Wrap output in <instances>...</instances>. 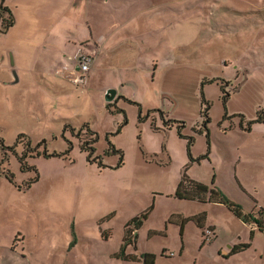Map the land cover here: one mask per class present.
I'll list each match as a JSON object with an SVG mask.
<instances>
[{"label":"rangeland","instance_id":"rangeland-1","mask_svg":"<svg viewBox=\"0 0 264 264\" xmlns=\"http://www.w3.org/2000/svg\"><path fill=\"white\" fill-rule=\"evenodd\" d=\"M82 7L93 27L103 21L113 28L132 16V9H140L124 26L135 29L137 45L123 47L110 65L96 62L88 84L80 87L50 63L59 58V48L42 50L27 43L17 62L15 89H0V264H103L106 253L120 251L125 224L134 217L142 220L133 236L137 249L155 254V264H264L258 260L259 254L264 257L262 232L255 230L251 241L249 228L223 205L173 197L185 171L208 187L213 181L243 210L264 201V168L255 171L257 163L238 153L243 142L261 138L259 130L254 126L255 136L247 137L239 130V117L223 118H252L264 105V0H88ZM17 9L24 21L25 11ZM81 26L87 33L85 19ZM10 42V35H0V51ZM80 48L74 57L77 68L81 56H95ZM62 60L67 75L74 62ZM104 88L122 94L106 101L124 111L126 123L119 133L114 131L123 115L105 108ZM153 109L163 111L165 120L182 121V136ZM201 110H207L209 134L197 131ZM83 122L98 133L94 157L100 167L87 161L70 132L74 128L84 138ZM185 136L193 139L189 150ZM106 139L122 157L104 156ZM38 144L48 154L71 149L66 155L35 157L31 152ZM19 156L38 173L29 187L25 182L34 172L19 168ZM200 211L206 225L215 226V237L202 238L191 222L180 236L177 216ZM237 233L252 245L222 260L218 249ZM180 239L186 240L182 255L176 252ZM163 248L173 254L161 256Z\"/></svg>","mask_w":264,"mask_h":264},{"label":"crops","instance_id":"crops-1","mask_svg":"<svg viewBox=\"0 0 264 264\" xmlns=\"http://www.w3.org/2000/svg\"><path fill=\"white\" fill-rule=\"evenodd\" d=\"M87 1L88 0H0V9L1 6H3L10 11V16L4 17L5 20L7 19L6 20L7 22L5 23L3 22V24H1L0 21V24L2 26L0 27V35L8 34L10 35V40L12 41L10 43L4 44V48H2V52L0 51V87H1L0 89L2 92L7 91L8 89L14 90L15 83L19 82L20 75L18 72L19 70L16 68L17 62H19V65L22 62V52L24 50L25 51L28 50L27 47L28 42L29 44H31V46L33 45V47L36 44V47L39 46L37 48H40L42 50L46 48L47 50L53 51L55 50V48H59L58 52L57 50H55V52L58 53L59 58L50 59V63L51 61H54L57 67H61L60 73H62L63 76L65 77L67 76V79L72 84H75L76 86H80V87H83L88 84L90 74H93L92 70L94 69V65L96 62H98L99 65L100 62L102 64L108 62V65H110L111 58L116 57L119 51H123V47L129 48L130 46L132 48L133 46L137 45L136 37L134 36L135 29L133 30L126 29L124 26L130 23L137 16L136 14L140 9H132L133 12L130 11L132 16H130L129 18H122V23L119 26V28H113L110 25L104 26L103 24L106 23H104L103 21L96 23V25L99 26L95 25V27H93V25H91L87 20L86 13L83 12L82 6ZM103 1L107 2L108 0H103ZM35 2L38 3L34 5ZM17 7H18L17 10L20 9L22 10V12L25 11L23 14V17L25 18L24 21H20L19 18H17V13H15L14 10ZM32 18H34L35 20L37 19L42 20L41 24L37 25L32 21ZM48 19H52V22L50 21L48 22L47 21ZM81 19L83 20L85 19V25L87 26V33L84 32V29L82 27L83 25L81 26ZM95 19L103 20L104 18L103 16H96ZM17 20H19V23ZM104 30H106L107 32L105 34H102ZM16 36H18V38ZM83 42H85V44L82 45ZM81 46L84 47L86 52H88V50H91L90 53L94 52L95 56L90 66V69L84 75L85 82L80 83V82H76L75 78L82 75L83 73L80 72L79 69L77 68L74 57L77 53L81 51L80 48ZM64 57L67 58L68 61L72 60L75 66L73 67L72 71L68 72L67 75H66L67 69H64L65 67H62L63 66L62 58ZM24 70H25V66L24 68H20V71H24ZM111 90H113V92H110ZM118 94L122 95L115 88L114 89L104 88V97H105L104 106L106 105L105 103H107L106 101L110 99H114L116 96H118ZM84 123H87L89 125L88 122H83V124ZM254 126H256L257 129L259 130L258 137L261 138H256L255 140L249 142L248 144H246V142H243V144H240V146L238 147V153L240 157L247 155V157H250L253 160V162H256L257 168L254 169L255 171H257L260 168H264V125L254 124L250 130L241 129V127L238 125V127L240 128L239 130L241 132L247 133V137L255 136V132H254L255 128H253ZM229 131H224V133ZM207 149L208 152L206 153L205 156L206 158H210V154H211L210 144ZM233 172L236 174V170L234 168H233ZM253 189L256 190L257 186H253ZM178 200H182V199H178ZM201 204L214 205L217 203L205 202ZM263 204L264 201L260 204L257 201H255L251 208H247L245 210H243L241 205L239 204H235V205H238L240 207L241 213L248 215L249 213L258 212L259 208ZM217 205H223V204L218 203ZM200 212L203 213V211ZM196 214H199V212L188 216H182V215L181 216L190 217ZM237 220L240 221L239 223L242 222V225L244 224L246 225V227L249 228L248 235L251 241L254 239L253 234L255 230L262 232L255 225L252 224L253 223L252 221L245 223L241 218H237ZM189 222H191L192 225H195L200 230L198 231V233L200 234V236L202 235V238L204 234L203 232L206 228L210 229L213 232V236L215 237L214 235L215 226L211 224L206 225V215L203 223H201L202 227L197 226L192 221ZM178 224L179 222H177V225ZM185 227L186 224L183 225L182 235L184 234ZM262 233L264 235V232ZM236 235L237 237L233 235L232 238L227 240L226 246L224 247L221 246L218 249V256L222 260L226 261L231 256L239 254L241 251H244L245 249L249 248L252 245L250 239H249L250 243H245L246 241L243 239L240 233H237ZM200 236L198 237L196 245L199 244V241H202ZM135 242L136 240L133 242V244H128L124 247V255L127 254L130 256H135L136 260L128 259V257L122 258L119 251L118 252L113 251L111 253L109 252L106 253L103 264H129V263L141 264L138 257H141V255L145 253V251L143 252L139 251L137 249ZM185 243H186L185 239H180L179 246L176 248V252L178 255H182L184 253L185 245H186ZM244 245L246 247L242 248L241 246ZM162 250H164V253L161 256H166L167 254L168 255L173 254V252L167 253V250L165 248H163ZM259 256L260 257L258 260L263 261L264 257L262 256V254L261 255L259 254ZM154 263H155V259H154Z\"/></svg>","mask_w":264,"mask_h":264},{"label":"trees","instance_id":"trees-1","mask_svg":"<svg viewBox=\"0 0 264 264\" xmlns=\"http://www.w3.org/2000/svg\"><path fill=\"white\" fill-rule=\"evenodd\" d=\"M5 12H7L8 16H10V11L7 8L1 6L0 21H2L4 23L7 22L6 21L7 19L5 20V18L3 17V14ZM8 23H9V21H8ZM209 81H212V80H209ZM110 92H113V90H111ZM200 95H201V103L200 104L203 105V103L206 102V100L203 97V93H200ZM120 97H122V96H120ZM122 98L125 99V97H122ZM136 105L138 106V109L140 110V104H136ZM110 107H111L110 103H106L105 108H107L110 113L120 112L123 115L122 124L120 126H117L116 130L114 131L115 133H119L120 128L126 123V116L124 115L123 110L116 109V108L111 109ZM153 111L154 112L157 111L160 114V118L162 119L163 124L166 127L176 126L178 129V135L182 136L180 134V131H181L180 129L183 128V122L182 121L176 120V119H170V118H167V120H165V119H163V116H164L163 111L156 110V109H153ZM200 114H201L200 118L202 119L201 120V126L202 127L198 128L197 131L202 132L204 129V131H206V134H208L209 132H208V128H207V123L209 122V116L207 115V110H201ZM232 116L239 117L238 121H239V126L241 127V129L250 130L254 124H263L264 125V105L262 107H260L258 110H256L255 115L250 119H245L243 114H234V115H230V116L224 115L223 118L227 119V118L232 117ZM65 124H67V123H65ZM65 124L63 125L64 131L67 130V128H65V126H66ZM152 126H153V129L155 131L159 130L158 128L155 127L154 124ZM80 129H82V130L84 129V131H85L84 138H81L80 133L75 132L74 128L70 129L72 136L75 139H77V146H78L79 150L85 154V157L89 163H96V164H98L99 167L102 166V164H101L102 162L97 161L98 155H96L97 158L94 157L96 154V150H97L96 142L99 138L98 133L96 131H94L93 129H91L87 123L82 124ZM86 135H88V137H85ZM185 138H186V140L189 141V143L187 145V150H189V147L192 144L191 141H193V139L191 136H185ZM2 142L3 141L0 138V144H2L1 146L3 148ZM26 145H29L28 142ZM40 146H43V144H38L35 148L32 149L31 154H33L35 157H38L39 155H43L45 157H50V156H55V155H60V156L66 155V154H68V149L69 148L71 149V147H69V148H66L65 151L62 153L56 154L55 152H53L52 154H48L45 149H43V152L40 151L39 150ZM103 153H104V156L110 155V154H117L118 156L122 157V151L116 150L113 143L109 139H106V148L103 149ZM17 160L19 162V168L21 170L26 169V170H30V171L34 172V176L29 178L28 181L25 182V184L29 187V185L37 182L38 181V173H37L35 166L29 165L26 163V161H23L22 156H19ZM119 165H121L120 162L116 164V167H119ZM5 177L10 182L14 183L12 176L10 174L5 175ZM173 197L176 199L195 201V202H200V203L208 202V203L223 204L234 216H236L237 218H241L245 223L252 221L253 225H255L259 230L264 232V218L261 217V214L263 213V210L261 209V207L259 208L258 212H255V213H249L248 215L241 213L240 207L238 205H235L231 201H229L228 198H226L216 188L213 181L211 182L210 187H208L207 185H205V184H203L197 180L191 179L190 177L187 176V174L184 171L178 180V183L176 185ZM151 210H152V208L150 207L145 213L141 214V219H145L147 213L150 212ZM174 216L175 215L172 214L169 218V221H171L174 218ZM177 217H178L179 221H176V222H179L178 226H179L180 236H182V228L186 222L192 221L197 226L202 227L201 223H203L204 218H205L204 213H199V214H196V215H193L190 217H182L181 215H178ZM141 224H142V220H140V218H138V217L132 218L129 222H127L125 224L124 235H123V245H121V249L119 251L122 258L128 257V259L136 260L135 256H130L127 254L124 255V247L128 244H133V242L135 241L134 237H133L134 231ZM206 230H208L210 233H206ZM203 233L206 235V237H210L213 235V232L207 228L204 230ZM241 247L243 248L246 246L244 245ZM163 253H164V250H162V255H163ZM169 255H172V254H169ZM129 256H130V258H129ZM138 259L140 260L141 264H155L154 263L155 255L153 253L145 252L141 255V257H138Z\"/></svg>","mask_w":264,"mask_h":264},{"label":"built area","instance_id":"built-area-1","mask_svg":"<svg viewBox=\"0 0 264 264\" xmlns=\"http://www.w3.org/2000/svg\"><path fill=\"white\" fill-rule=\"evenodd\" d=\"M93 58L89 55H83L79 58L78 60V69L80 72L83 74L76 77L75 81L76 82H85V73L90 69L91 63H92ZM261 209L263 210V213L261 214V217L264 218V204L261 206ZM206 233H210L208 230H206Z\"/></svg>","mask_w":264,"mask_h":264},{"label":"flooded vegetation","instance_id":"flooded-vegetation-1","mask_svg":"<svg viewBox=\"0 0 264 264\" xmlns=\"http://www.w3.org/2000/svg\"><path fill=\"white\" fill-rule=\"evenodd\" d=\"M208 132H209V130H208ZM209 134V133H208Z\"/></svg>","mask_w":264,"mask_h":264}]
</instances>
